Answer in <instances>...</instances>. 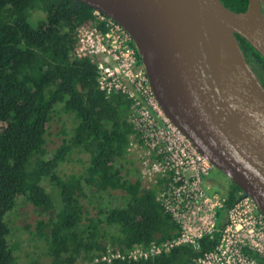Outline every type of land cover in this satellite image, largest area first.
I'll return each mask as SVG.
<instances>
[{"label": "trees", "instance_id": "obj_1", "mask_svg": "<svg viewBox=\"0 0 264 264\" xmlns=\"http://www.w3.org/2000/svg\"><path fill=\"white\" fill-rule=\"evenodd\" d=\"M221 2L236 13L248 6V0ZM35 11L44 12L45 19L35 22ZM93 14L74 0H0V264L20 261L21 242L11 241L16 230L8 219L19 198L46 214L30 231L44 249L40 255L35 246L26 252L27 264H106L97 259L108 244L126 251L178 235L155 199L158 187H144L127 155L134 134L130 102L120 94L106 99L97 88V65L76 56L78 31L95 22ZM236 38L264 87V59ZM55 117L63 124L61 141L46 160L48 124ZM74 155L80 169L61 176L60 168ZM240 194L230 182L218 213L220 230ZM113 199L118 206L107 203ZM219 238V233L203 238L198 251L182 246L149 261L111 264H189L213 251Z\"/></svg>", "mask_w": 264, "mask_h": 264}, {"label": "water", "instance_id": "obj_2", "mask_svg": "<svg viewBox=\"0 0 264 264\" xmlns=\"http://www.w3.org/2000/svg\"><path fill=\"white\" fill-rule=\"evenodd\" d=\"M131 37L165 117L264 217V87L236 36L264 59V0H74Z\"/></svg>", "mask_w": 264, "mask_h": 264}, {"label": "built area", "instance_id": "obj_3", "mask_svg": "<svg viewBox=\"0 0 264 264\" xmlns=\"http://www.w3.org/2000/svg\"><path fill=\"white\" fill-rule=\"evenodd\" d=\"M93 15L95 22L78 31L76 56L97 65V88L106 99L120 94L130 102L128 121L134 134L127 155L138 165L144 187H158L156 201L178 227L175 238L160 243L126 251L108 244L97 262L149 261L182 246L198 251L203 238L219 233L214 250L189 264H264L262 213L242 193L224 213L225 227L218 228L227 195L214 191L208 181L213 167L161 111L128 33L101 13Z\"/></svg>", "mask_w": 264, "mask_h": 264}, {"label": "rangeland", "instance_id": "obj_4", "mask_svg": "<svg viewBox=\"0 0 264 264\" xmlns=\"http://www.w3.org/2000/svg\"><path fill=\"white\" fill-rule=\"evenodd\" d=\"M32 16L37 17L34 20L35 22L43 21L45 19L44 12H40V11H35V13H33ZM33 24L35 25L36 23ZM63 121L65 122V119ZM62 126L63 124L58 122L56 117L53 119L51 123L48 124V134L46 136L47 154L44 157V159L46 160L49 159L52 153L54 152V150L59 146L61 141V136L58 137V134ZM65 127L67 131L70 132L71 129L70 122L66 123ZM77 158L78 156L74 155L69 162L63 164L61 168L59 167L60 168L59 174L61 176H64V175H69L72 172H77L80 169V163L77 162ZM122 170L125 176L129 175L130 170L128 168ZM217 179L218 180L221 179L224 182L228 181L227 178L224 179V176L220 172L213 169L211 173L210 181L213 183ZM44 187L47 190V192L51 193L53 196L56 195L54 188L50 184L44 183ZM215 189L218 192H222L220 190H223L219 188H215ZM109 200L107 201V203H109L111 206H118L117 205L118 202L116 200L114 199L112 201ZM45 217L46 214H44L42 211L35 210V208L32 205L22 200L21 198L18 199L17 207L8 216L10 224H12V226L16 230L14 237L12 238L11 241L17 240L18 242H21L20 243L21 250L19 251L20 253L18 254L20 258L19 264L28 263V261L25 260V253L28 252L33 246L36 247L35 251L39 255L42 249H44V246L42 245V243H40V241H36L34 240V238L31 237L30 231L33 230L32 226L36 220L40 218L44 219ZM26 226L30 227L29 231L25 230ZM41 260L43 261L44 259L41 258ZM40 264H44V263L41 262Z\"/></svg>", "mask_w": 264, "mask_h": 264}, {"label": "flooded vegetation", "instance_id": "obj_5", "mask_svg": "<svg viewBox=\"0 0 264 264\" xmlns=\"http://www.w3.org/2000/svg\"><path fill=\"white\" fill-rule=\"evenodd\" d=\"M242 47V46H241ZM243 48V50H244V53H245V48L244 47H242ZM224 179H226V177H224ZM228 180V179H227ZM213 186L215 187V188H219V189H223V190H226V189H229L230 188V181L228 180L227 182H224L223 180H221V179H217V180H215L213 183Z\"/></svg>", "mask_w": 264, "mask_h": 264}, {"label": "crops", "instance_id": "obj_6", "mask_svg": "<svg viewBox=\"0 0 264 264\" xmlns=\"http://www.w3.org/2000/svg\"><path fill=\"white\" fill-rule=\"evenodd\" d=\"M128 117H129V115H128ZM136 168H137V170H138V165H137V164H136ZM210 178H211V177H210ZM208 181L210 182V184H211L213 190L216 191V189H215V187L213 186V184H212V182L210 181V179H209ZM220 191H222V192H220V193H225V192H226V190H220ZM216 192H218V191H216ZM155 199H156V198H155Z\"/></svg>", "mask_w": 264, "mask_h": 264}]
</instances>
